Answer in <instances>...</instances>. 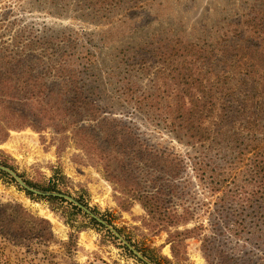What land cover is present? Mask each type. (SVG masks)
Segmentation results:
<instances>
[{
    "label": "trees",
    "instance_id": "1",
    "mask_svg": "<svg viewBox=\"0 0 264 264\" xmlns=\"http://www.w3.org/2000/svg\"><path fill=\"white\" fill-rule=\"evenodd\" d=\"M152 1L82 0V17L94 24H110L126 5L148 10ZM231 31L237 36L228 34L216 43L209 42V32L201 40L149 42L148 46L161 44L152 49L155 58L167 60L172 47L179 63L170 99L156 90H140L129 77L128 72L144 65L147 42L130 52L122 49L115 67L128 68L118 91L127 102L125 109L147 112L149 119L166 125L178 142L199 151L189 157L192 168L205 189L217 197L214 208L206 210L210 228L200 223L178 229L179 224L197 219L195 208L184 206L180 212L175 202L182 195L178 179L187 170V157L148 144L131 123L112 117L108 106L97 102V86H92L98 82L95 56L82 41L83 35L38 26L8 0H0V128L7 133L52 126L62 139L70 134L93 153L121 192L143 205L153 230L169 232L174 246L201 236L209 264H264V252L253 250L264 246V64L259 55L257 60L250 57L252 40L242 36L238 27ZM232 37L236 39L230 43ZM146 181L155 189L146 190ZM11 212L9 218L1 216V229L17 244L35 238L53 241L47 219L21 204L13 205Z\"/></svg>",
    "mask_w": 264,
    "mask_h": 264
},
{
    "label": "rangeland",
    "instance_id": "2",
    "mask_svg": "<svg viewBox=\"0 0 264 264\" xmlns=\"http://www.w3.org/2000/svg\"><path fill=\"white\" fill-rule=\"evenodd\" d=\"M8 4L38 26L45 24L54 31L73 30L83 35L82 41L95 56L98 82L92 86H97V102L106 104L112 117L131 123L148 144H159L187 157V170L178 179L182 195L175 197V202L180 212L184 206L195 208L197 219L179 224L178 229L200 223L209 227L206 210L208 206L214 208L217 197L205 189L192 168L189 157L198 156L199 151L178 142L166 125L149 119L147 112L125 109L127 102L118 97L119 85L129 74L140 90H156L170 99L175 93L179 63L172 47L167 50V60L155 58L152 49L161 44L148 46L149 42L165 38L201 40L209 32V42L216 43L228 34L237 36L231 31L236 27L254 44L248 49L250 57L257 60L259 55L264 64V0H153L148 10L127 9L126 5L110 24L86 21L89 17H82V0H8ZM127 11L130 15L126 17ZM253 18L259 22L256 28ZM144 42L147 50L143 54L147 59L143 66H136L128 74L125 64L115 69L122 49L130 52ZM241 42L248 45L247 39ZM166 43L169 44L167 40ZM239 44L240 41L236 45ZM67 135L62 139L52 126L43 130L28 126L9 129L7 133L0 128V165L12 169L27 185L44 193L26 190L10 173L0 169V264H209L201 236L174 246L169 232L153 230L143 205L121 192L93 153ZM153 186L146 181V190H154ZM15 204L47 219L53 241L35 238L17 244L5 234L1 216L4 213L9 218ZM253 250L262 254L264 246Z\"/></svg>",
    "mask_w": 264,
    "mask_h": 264
},
{
    "label": "water",
    "instance_id": "3",
    "mask_svg": "<svg viewBox=\"0 0 264 264\" xmlns=\"http://www.w3.org/2000/svg\"><path fill=\"white\" fill-rule=\"evenodd\" d=\"M0 169H2V170H5V171H7L8 173H10L18 182H19V184L22 186V187H24L26 190H29V191H32V192H35V193H37V194H44L43 192H41V191H39V190H36V189H34V188H32V187H30L29 185H27V183L20 177V176H18L17 175V173L16 172H14L12 169H10V168H8V167H5V166H1L0 165ZM133 250H134V252L140 257V258H142V259H144V260H146L145 258H144V256L141 254V253H139V252H137L133 247H131ZM147 261V260H146ZM149 264H152V263H150V262H148Z\"/></svg>",
    "mask_w": 264,
    "mask_h": 264
}]
</instances>
